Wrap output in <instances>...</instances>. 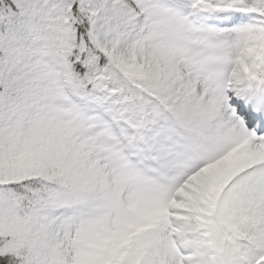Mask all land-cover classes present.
I'll return each instance as SVG.
<instances>
[{
    "label": "snow or ice",
    "instance_id": "snow-or-ice-1",
    "mask_svg": "<svg viewBox=\"0 0 264 264\" xmlns=\"http://www.w3.org/2000/svg\"><path fill=\"white\" fill-rule=\"evenodd\" d=\"M0 264H264V0H0Z\"/></svg>",
    "mask_w": 264,
    "mask_h": 264
}]
</instances>
